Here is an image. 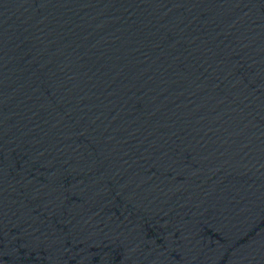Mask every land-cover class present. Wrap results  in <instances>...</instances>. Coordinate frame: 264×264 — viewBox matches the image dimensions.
<instances>
[{
    "label": "water",
    "instance_id": "95a60500",
    "mask_svg": "<svg viewBox=\"0 0 264 264\" xmlns=\"http://www.w3.org/2000/svg\"><path fill=\"white\" fill-rule=\"evenodd\" d=\"M0 264H264V0H0Z\"/></svg>",
    "mask_w": 264,
    "mask_h": 264
}]
</instances>
